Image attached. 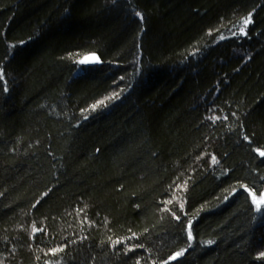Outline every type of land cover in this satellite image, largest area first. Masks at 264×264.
<instances>
[{"label": "trees", "instance_id": "trees-1", "mask_svg": "<svg viewBox=\"0 0 264 264\" xmlns=\"http://www.w3.org/2000/svg\"><path fill=\"white\" fill-rule=\"evenodd\" d=\"M257 149L264 0H0V264H264Z\"/></svg>", "mask_w": 264, "mask_h": 264}, {"label": "snow or ice", "instance_id": "snow-or-ice-1", "mask_svg": "<svg viewBox=\"0 0 264 264\" xmlns=\"http://www.w3.org/2000/svg\"><path fill=\"white\" fill-rule=\"evenodd\" d=\"M249 22H250V18L249 19H246L244 21L245 24H248ZM241 31L243 32V29ZM85 62H87V61H81L80 63H85ZM93 62H98V60L93 61ZM245 139H248V138L245 137ZM256 151L259 152L260 156L264 157V151H260L259 149H257ZM261 199L264 200V197H261ZM169 203H171V201H169ZM258 207H259V205H258ZM189 236H191V232L190 231H189ZM209 243H211V242H209ZM53 251H58V250H53ZM179 255H181V253H177L176 256L170 257L169 259H176V257L179 256ZM262 255H264V254H262Z\"/></svg>", "mask_w": 264, "mask_h": 264}, {"label": "water", "instance_id": "water-1", "mask_svg": "<svg viewBox=\"0 0 264 264\" xmlns=\"http://www.w3.org/2000/svg\"><path fill=\"white\" fill-rule=\"evenodd\" d=\"M96 60H98V62H93V61H96ZM99 62H100L99 57L94 55V54L88 56V58H87V64L89 66H95V65L99 64Z\"/></svg>", "mask_w": 264, "mask_h": 264}, {"label": "rangeland", "instance_id": "rangeland-1", "mask_svg": "<svg viewBox=\"0 0 264 264\" xmlns=\"http://www.w3.org/2000/svg\"><path fill=\"white\" fill-rule=\"evenodd\" d=\"M261 197H264V194H263ZM261 197L257 198V197H255V196H253V199H254V201H255L257 204H261V203L264 202V200H262Z\"/></svg>", "mask_w": 264, "mask_h": 264}]
</instances>
